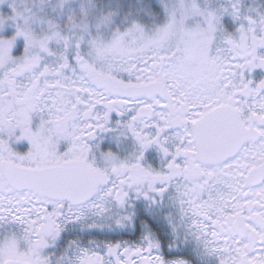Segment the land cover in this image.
Masks as SVG:
<instances>
[{
	"label": "snow or ice",
	"instance_id": "1",
	"mask_svg": "<svg viewBox=\"0 0 264 264\" xmlns=\"http://www.w3.org/2000/svg\"><path fill=\"white\" fill-rule=\"evenodd\" d=\"M0 264H264V0H0Z\"/></svg>",
	"mask_w": 264,
	"mask_h": 264
}]
</instances>
